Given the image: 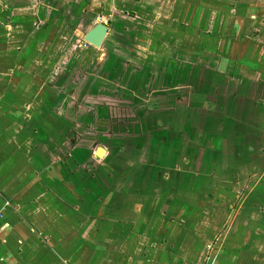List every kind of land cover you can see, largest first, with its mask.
<instances>
[{"label":"crops","instance_id":"crops-1","mask_svg":"<svg viewBox=\"0 0 264 264\" xmlns=\"http://www.w3.org/2000/svg\"><path fill=\"white\" fill-rule=\"evenodd\" d=\"M97 23L108 26L100 48L84 41ZM263 65L264 0H0V264H153L157 256L168 264H264V188H240L236 176L232 188L202 178L191 186L192 147L210 135L181 131L199 120L192 98L205 94L223 101L197 106L217 111L204 127L239 129L241 105L242 125L254 127L246 118L264 91ZM171 90L168 115L152 106L143 110L148 120L114 125L139 130L131 152L125 134L95 148V129L87 142L70 138L65 97L80 109L85 97ZM177 90L190 95L187 105ZM223 140L220 169L228 173L241 153L231 162ZM82 173L88 191L105 188L103 200L83 198ZM168 173H184L185 183L169 188ZM192 188L204 190L194 198Z\"/></svg>","mask_w":264,"mask_h":264},{"label":"rangeland","instance_id":"rangeland-1","mask_svg":"<svg viewBox=\"0 0 264 264\" xmlns=\"http://www.w3.org/2000/svg\"><path fill=\"white\" fill-rule=\"evenodd\" d=\"M231 53V52H229ZM257 53V52H256ZM203 56V55H201ZM198 56V57H201ZM257 56V55H256ZM200 62H204V61H200ZM264 66V65H263ZM262 66V67H263ZM215 67V66H213ZM197 72H201L204 70H201L200 68L197 70H195ZM229 71V70H228ZM258 72L263 73V69H257ZM256 70H254L252 73L255 74L257 72ZM208 72H212L211 68L209 69L208 67ZM89 78V75L86 76V80L85 82L87 83V80ZM215 84L217 82L213 81ZM189 83H191V81H185V80H178L177 81V85L176 87L179 86H183L185 88V86L189 87V90L192 89V86L189 85ZM201 83V82H198ZM224 87H226L227 82L224 81L223 82ZM222 84V85H223ZM171 85V84H170ZM147 88H151V85L147 84L146 85ZM207 86V84H206ZM175 87V86H170V88ZM200 87V86H199ZM198 87V88H199ZM168 89V87H166ZM196 88V87H194ZM199 89H203V88H199ZM216 89V87L214 88ZM220 89H222V86L220 87ZM184 90V89H183ZM193 90V89H192ZM215 91V90H214ZM147 92V90L145 91ZM171 92V93H170ZM170 92H166V93H161V96H157V97H152V96H141L140 97H124V96H120V93H117L118 95H111V96H105V95H97V96H93V97H85L82 98L84 103H91L93 105V107L89 106V105H83L80 107V109H77V107L75 108L74 106V99L73 98H69V97H65V100L67 101L68 99H70V107H67L66 112H65V120H67L69 122V124H74L72 125L74 130V134L72 135L71 133V137L74 140H76L78 138V136L80 137V139H84L86 142L88 139H90L89 134H90V130L89 129H95L96 130V142L93 143L94 148L97 145H100V141H106V139L110 138L109 136H116L119 137L118 135L121 134H125V135H129L127 137H129V150L130 152L132 151V149H135V143L133 142L135 140V138H137V134L139 133L138 129L135 128H129V129H125V131H127V133H125L123 130L119 129V127H116V123L119 125L121 121H126L127 123H132L133 121H143V120H148L147 118V113H144L143 110H145L146 108L148 109V107L152 108V106H159L160 109H165L168 111L167 115L170 113L169 111L173 110V101H175V98L173 95H168L173 93V90H171ZM177 98L176 101L179 102V104L184 105V104H188L190 101V95L189 96H185L184 92L178 91L177 90ZM205 91H203L204 93ZM207 92V91H206ZM189 92H187L188 94ZM147 94V93H146ZM193 104H195L196 106V111L198 112H192L193 117L196 115L197 116V122L194 123H190L187 125L186 128H182V132H186L189 134L190 138H196L197 137V133L199 136H201L202 132L205 133V136H208L206 138H204V140L202 141V144L200 142H198V145L200 146V149L195 150V147L193 148V175L192 178L190 180V185L191 186H195V184L198 185V178L202 180H207L210 184V182L216 183L218 182L220 185H222V188H232V183H231V179L236 176L237 180H239L241 182V187L240 188H254V185L256 186V188H264V184H261V177H258V175L260 173H264V91L263 93L257 94L256 97L251 98L253 100H256V104L258 105V108H256V110L253 112V114L249 115V118H246V120H250V122L253 123L254 127L252 128H248V126H246V124L241 123V120L243 119V115H245L246 113L242 112L243 111V107L242 105L240 106L241 109H239L238 112L235 113V115L237 114V119L238 116L241 117V119L239 120V126L241 125V127L238 129L234 128L233 124H230L229 127L230 128H226L223 132H218L214 127H212L211 123H209L210 128L204 127L202 120H206V121H217V119H219V117L216 114V109L214 111L210 112H199L198 109V105H200L201 103L204 102H210L209 104L213 103V104H218L220 102H222L223 98H216V97H210L208 94H205L202 97H193ZM226 99V98H225ZM64 100V101H65ZM230 99H226V101L224 102L225 104L231 105L232 101H229ZM68 103V102H67ZM159 103V104H158ZM245 105L247 104L244 103ZM68 106V104L66 105ZM185 106V105H184ZM232 107V106H231ZM229 109V115H233V108ZM252 107V106H251ZM158 109V108H157ZM152 110V114H155L156 112L154 111V109H150ZM158 111V110H156ZM172 113V112H171ZM234 115V116H235ZM151 116V115H150ZM172 116V115H171ZM195 116V117H196ZM163 118V114L161 116ZM161 119V118H160ZM247 122V121H246ZM94 124L93 128L92 125ZM183 124V121H182ZM115 125V126H114ZM77 126H80V132L76 131ZM113 126V127H112ZM238 126V127H239ZM111 127V131L107 132L106 130H108V128ZM72 128L69 129V132H72ZM203 128V129H201ZM251 129V130H250ZM121 131L123 133H121ZM144 130L140 129V135H142ZM249 131H253L255 133V136L252 137L250 139L249 136ZM68 132V133H69ZM173 134H175V136L177 137H181L178 136L176 133L171 132ZM180 132L178 131V134ZM223 135L226 138H229L230 140H228V143H226V153L230 154V161L231 162H235V159L237 157V153L239 152L240 149V153L241 156H239V158H241L240 160V165H238V161H236V164L238 165V167L235 168V170H232L230 172H224L221 171L220 169V156L223 153V148H224V140H223ZM108 136V137H107ZM140 137V136H139ZM215 138V141L213 142L212 139ZM209 139V140H208ZM72 140V139H71ZM110 140V139H109ZM250 141V142H249ZM249 144H251V147L254 149V151H250L249 149ZM195 146V145H194ZM197 146V145H196ZM87 147V145H86ZM189 149H190V145H188ZM197 148V147H196ZM195 150V152H194ZM176 154H178V152H176ZM235 154V155H234ZM171 156V155H170ZM249 158V161H246V159ZM89 162L90 161H86L84 162L85 165V172L89 173ZM105 165V164H104ZM250 168L252 171H250ZM83 169V168H82ZM84 170V169H83ZM258 172V173H257ZM169 174V173H168ZM196 174V176H195ZM89 176L86 175L85 173H82V187L86 186L84 184V181H86L85 183L88 184V178ZM185 174H181V175H175L174 174H169V178H171L170 180H168V182L170 183L169 188H174L173 185H178L180 183H183L185 180ZM253 179V181H252ZM244 180V181H243ZM243 181V182H242ZM250 181H252L251 185H249ZM173 182V183H172ZM263 182H264V175H263ZM185 183V182H184ZM94 184V183H93ZM189 185V186H190ZM196 185V186H197ZM261 185V187H260ZM98 187V186H97ZM169 188H166V191L169 190ZM90 188H82V193H83V198H86V196L89 194L90 191H88ZM91 189H95L98 190V194L96 192H90L93 193L95 195H97L98 200H103L105 194L104 192H100V190H104L105 188H91ZM94 190V191H95ZM204 188H192V192H193V196L195 198V195L198 197L202 192H203ZM185 191H183L184 193ZM88 193V194H87ZM170 197H172L173 195V190H170ZM182 198H180L178 201L179 202H184V196H181ZM196 200L194 199L192 201V203H194ZM165 240V242L167 241V238H164L163 241ZM159 254V253H157ZM139 258H143L142 254H139ZM148 258V257H147ZM166 257H162V256H157L156 258L154 257L151 262L153 264H168V261L165 259ZM85 263V262H83ZM174 263V262H173ZM87 264V263H85ZM176 264H179L178 262H176Z\"/></svg>","mask_w":264,"mask_h":264},{"label":"water","instance_id":"water-1","mask_svg":"<svg viewBox=\"0 0 264 264\" xmlns=\"http://www.w3.org/2000/svg\"><path fill=\"white\" fill-rule=\"evenodd\" d=\"M108 32V26L103 23H97L92 29H90L84 36V41L91 44L96 48H100L104 42ZM105 149L98 147L96 157L101 158Z\"/></svg>","mask_w":264,"mask_h":264}]
</instances>
